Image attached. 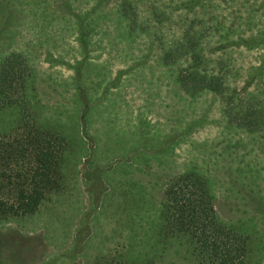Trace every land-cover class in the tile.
<instances>
[{
  "label": "rangeland",
  "instance_id": "374dc122",
  "mask_svg": "<svg viewBox=\"0 0 264 264\" xmlns=\"http://www.w3.org/2000/svg\"><path fill=\"white\" fill-rule=\"evenodd\" d=\"M194 1L0 0V79L13 70L14 87L30 72L40 124L68 139L63 192L33 215L0 220V264H107L130 248L155 264H197L174 240L164 251L148 217L186 172L208 180L221 221L251 234L254 264H264V120L228 116L222 95L182 75L192 65L186 36L199 73L232 89L264 50L231 47L223 58L199 37ZM221 3L235 17L245 7ZM12 117L2 111L0 123Z\"/></svg>",
  "mask_w": 264,
  "mask_h": 264
},
{
  "label": "trees",
  "instance_id": "16d2710c",
  "mask_svg": "<svg viewBox=\"0 0 264 264\" xmlns=\"http://www.w3.org/2000/svg\"><path fill=\"white\" fill-rule=\"evenodd\" d=\"M237 1L229 0L231 6ZM241 1L245 7L235 9L240 15L236 17L233 11L223 13L226 8L221 2L227 0L193 2L199 15L196 20L199 37L209 38L225 59L231 47L264 50V0L261 10L253 8L250 0ZM126 11L124 7L127 15ZM191 37L186 36L183 43L192 59V65L182 74L190 81L184 85L222 95L228 116L236 113L248 124L264 120V94L259 88L264 78V52L253 67L256 72L248 74L244 88L232 89L225 86L222 78L204 70L199 73L201 53L191 46L194 41ZM226 65L230 72L233 66ZM4 73L0 79V114L4 111L13 117L0 123V220H9L35 214L44 202L63 192L62 165L68 139L56 129L40 124L30 93L31 73L24 70L17 76L20 80L14 87L13 80L7 79L16 73L11 69ZM236 77L239 80L242 74L238 71ZM252 86L255 90L250 92ZM12 88L19 92L16 99ZM148 217L152 235H158L164 251L174 240L186 245L197 264L255 263L257 256L252 250L251 234L244 232L237 222L221 221L209 182L198 173L186 172L171 179L159 204H151ZM154 258L150 253L144 256L136 248H130L128 253L116 255L107 264H155Z\"/></svg>",
  "mask_w": 264,
  "mask_h": 264
}]
</instances>
